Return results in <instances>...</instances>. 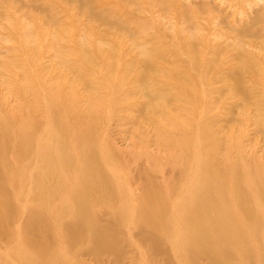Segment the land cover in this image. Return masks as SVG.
I'll list each match as a JSON object with an SVG mask.
<instances>
[{
	"label": "rangeland",
	"instance_id": "rangeland-1",
	"mask_svg": "<svg viewBox=\"0 0 264 264\" xmlns=\"http://www.w3.org/2000/svg\"><path fill=\"white\" fill-rule=\"evenodd\" d=\"M28 135L29 151L60 143L75 161L33 174ZM88 147L102 161L88 197L114 241L104 250L68 226ZM146 178L149 197L174 196L162 215L149 198L148 236ZM219 184L217 211L232 208L264 250V0H0V264H195L187 207Z\"/></svg>",
	"mask_w": 264,
	"mask_h": 264
},
{
	"label": "bare ground",
	"instance_id": "bare-ground-1",
	"mask_svg": "<svg viewBox=\"0 0 264 264\" xmlns=\"http://www.w3.org/2000/svg\"><path fill=\"white\" fill-rule=\"evenodd\" d=\"M141 51L145 55L149 54V48H142ZM26 140L28 141V143H26V146L24 145L23 149L19 150V152H22V155H24L28 159L26 161L30 162L31 160H33L31 162L32 164L34 161L36 162V166L32 170V172L39 177L41 176L40 168L43 165L50 166V168L57 167L59 172L62 169L59 166L60 164L67 168L66 164L62 163L65 162V156H67L69 160L75 161V155L73 154L71 157L68 153L63 152L62 149H60V143H58L57 150H49V145L45 143L39 148L38 146H36L34 151H29L28 145L32 142L33 139L30 137V135H28V138ZM105 157L106 156L104 155V158ZM101 165L102 161L97 159L93 149L88 147L86 154L78 158V161L75 164H72L71 170L76 172V181H73V183L69 185V187L72 188L70 197L73 200V220H71L68 224L69 229L74 234H76L83 228L87 227L88 229L86 234H93L96 241L97 250L110 248L114 243V241L110 239L108 231H106L103 226L101 227L100 225L98 226L96 224L101 216L96 211L93 216V214L91 213L93 212L92 203L89 202V197L92 196L91 193L93 192V190L99 191L100 189V187H97V185L101 183L102 175L95 176V174L101 168ZM143 169L145 170V168ZM112 172H116V170L112 169ZM102 174L105 175L104 173ZM61 177L62 172L51 178V180H47L52 181L50 191L51 193L55 191L59 184H64V180ZM205 184L207 186L208 183ZM220 185L221 184L217 185L214 188V193L207 190V188H200L198 193L192 196L193 200L187 207L188 210L186 212V219H184V221L194 222L199 227V230H197L193 234L195 238L191 239L192 241L189 245V248L191 250L196 248L195 255L193 257V259H195V264H203L202 259H204L208 264H264V250L254 249L251 244L248 243V240L243 234V227H245L246 225L243 223L228 220L229 218H225L226 214L233 213L232 208L225 206L221 211H217V208L222 205L221 203H219L220 197L222 195V193L219 191H222ZM130 189L132 190V188ZM130 189L128 190L131 191ZM36 191L39 196H43L45 192H49V188H42L41 186H39L36 187ZM179 194H182V192ZM173 197L171 199L162 195L149 197V179L146 178L143 183V187H141L139 192L138 200L139 203H141V207L138 211V215H145L147 209L149 211V198H154V200L158 202L157 211L160 215H162V213L167 210L169 212L170 209L173 211L174 205L171 206L170 202ZM128 206V203L124 205V207L126 208ZM242 207L244 209L242 211L246 212L248 216L257 217V214L255 213V206L252 205V203L246 201L242 204ZM203 213H208L209 216H212L211 219L207 221L204 217H202L204 215ZM33 219H30L28 222H24L23 227L25 229L30 227L32 225V222H36L33 221ZM143 221L145 225L144 227L146 228L142 230L145 231V235L147 234L148 236L149 228L147 227H149V219H147L146 215L143 216ZM207 224H210L209 231H207L206 229ZM211 231L214 233H211ZM234 231L236 232L235 237H233L232 234V232ZM225 232L227 233L226 236H224ZM215 238L218 239L219 242L214 244L213 239ZM223 238H229V241H222ZM16 239L19 240L20 237H16ZM236 241L241 242L240 247L236 245ZM173 244L176 246V243ZM25 252L28 253L27 250ZM52 260H45L44 264H55L52 262Z\"/></svg>",
	"mask_w": 264,
	"mask_h": 264
}]
</instances>
